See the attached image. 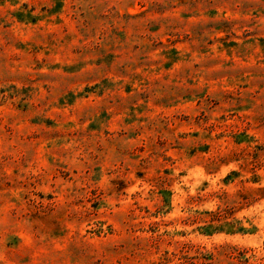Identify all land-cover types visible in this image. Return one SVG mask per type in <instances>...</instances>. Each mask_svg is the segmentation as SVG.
<instances>
[{
	"label": "rangeland",
	"instance_id": "rangeland-1",
	"mask_svg": "<svg viewBox=\"0 0 264 264\" xmlns=\"http://www.w3.org/2000/svg\"><path fill=\"white\" fill-rule=\"evenodd\" d=\"M0 264H264V0H0Z\"/></svg>",
	"mask_w": 264,
	"mask_h": 264
}]
</instances>
